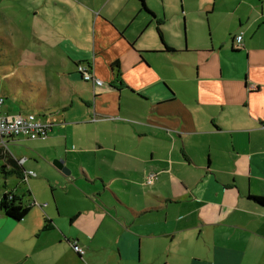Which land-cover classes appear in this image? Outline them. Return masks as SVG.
<instances>
[{
  "label": "crops",
  "instance_id": "0c3cea01",
  "mask_svg": "<svg viewBox=\"0 0 264 264\" xmlns=\"http://www.w3.org/2000/svg\"><path fill=\"white\" fill-rule=\"evenodd\" d=\"M24 3L40 48L24 67L45 78H26L28 100L52 124L33 151L46 166L11 154L18 176L1 159L6 177L54 189H37L40 202L0 194L29 207L21 220L0 210V245L25 247L0 264H264V206L249 197L264 196V0ZM56 218L88 236H61Z\"/></svg>",
  "mask_w": 264,
  "mask_h": 264
},
{
  "label": "rangeland",
  "instance_id": "374dc122",
  "mask_svg": "<svg viewBox=\"0 0 264 264\" xmlns=\"http://www.w3.org/2000/svg\"><path fill=\"white\" fill-rule=\"evenodd\" d=\"M24 2H26L28 10H30L31 7H29V2H31V0H0V97H3L5 100L2 111L4 113L18 114L35 113L41 116V111L36 109L33 106V102L28 100L29 94L32 93V90L26 83V78L34 82H43V80L45 81V78L40 76V74H42V69L40 67H35L33 69H31V67H24V65H26L25 60L26 56H28V51L35 53L33 52L34 49L39 47L36 46L38 45L36 42L38 38L33 35L32 31H30L31 21L28 20L29 17L25 15L23 10L25 7L22 6L25 4ZM21 6L23 8H21ZM39 49L40 48L37 50ZM36 54L47 59L46 53L37 52ZM29 58H31V54ZM50 88H54V86L52 84L45 85V89L49 90ZM6 108L11 110H6ZM44 139L45 138H38L31 140L19 138L17 142L9 144L8 151L18 159L21 157L27 158L25 164L26 168H34L35 172L38 174L39 171L37 169L43 168V166L46 165L44 162H41V160H43L42 157L44 156L39 153L35 154L33 151H35V148H40L43 145V142L45 141ZM52 160L54 163L55 160L59 159L53 158ZM3 163L4 160L0 159V167ZM46 172L47 171H45V173ZM41 184H45V186L42 187ZM53 185L54 182L52 185H47V182L44 183L39 181L37 184L33 183V185L30 184L28 186L23 184L19 180V177L15 175L6 177L5 174L0 171V194L5 190L11 189L14 192L16 191L17 193H20L23 197H26L28 196V190H31L33 195L36 193L37 197H39L38 199H40L37 201L40 202L42 199L41 195L38 194L37 189L38 191L40 189V192L43 193V198L46 196L52 198L54 189ZM60 187L63 188L62 185ZM36 210L31 212V214L27 217V220L25 221L26 223L23 225L24 227L28 226L29 228H32V226L35 225V222L38 221V214ZM57 217L59 216L57 215ZM56 219L62 229V231H60L61 236H63V233L67 237L71 236L75 239L81 237L85 238L88 236L86 228L83 224H71L70 219L67 220V218ZM42 236H50V238L52 236L55 239L58 237L57 234L55 235L53 232H44ZM45 237H42V239ZM27 240L33 241L31 237L27 238ZM23 245L26 244L24 243ZM81 247H83L85 252L88 251L84 248V246ZM23 248L25 247L20 245L17 246L16 243L13 247L8 246V244H2L0 245V258L2 260V258L9 257L11 255H22ZM106 253L107 250L104 248L98 254ZM157 264H163V262L159 261Z\"/></svg>",
  "mask_w": 264,
  "mask_h": 264
},
{
  "label": "built area",
  "instance_id": "2783aa9c",
  "mask_svg": "<svg viewBox=\"0 0 264 264\" xmlns=\"http://www.w3.org/2000/svg\"><path fill=\"white\" fill-rule=\"evenodd\" d=\"M242 34L236 38L239 44L242 40ZM78 72L86 81H91L95 86H101L104 81L98 78L92 68L87 64H78ZM4 98L0 97V146H8V140L15 137H24L29 139L46 138L49 134L50 125L38 119L34 113L8 115L2 112ZM97 119L94 117V120ZM22 162V161H21ZM35 175L33 171L26 173ZM154 175L149 176L148 182H152ZM75 251L84 254V250L77 242L72 244Z\"/></svg>",
  "mask_w": 264,
  "mask_h": 264
},
{
  "label": "trees",
  "instance_id": "16d2710c",
  "mask_svg": "<svg viewBox=\"0 0 264 264\" xmlns=\"http://www.w3.org/2000/svg\"><path fill=\"white\" fill-rule=\"evenodd\" d=\"M45 123H47V122H45ZM48 124L50 126L52 125L50 123H48ZM50 129H51V127H50ZM1 158L6 159L7 163H9L10 165H13L14 166V169H12L13 171L12 172L10 171L11 174L14 173V174L20 176V170L19 169L22 167V164H23L24 161L23 162H20V160L19 161L18 160H15L13 158V156L10 154V152L8 151L7 146H0V159ZM1 170L3 171L4 174L7 173V172H5V170H6V164H4L2 166ZM26 173H27V171L25 170L24 171V174L22 176V179H23L24 182H28V179L31 176H33V175L26 176ZM6 175H8V174H6ZM249 197L251 199H253L255 202H257L258 204L264 206V196H260V195H250ZM0 210H3L5 212V214L7 216H9L10 218H12V219L21 220L28 213L29 207L23 206V204L21 203V198L18 197V196H16L13 193V191H11V192H6V193L0 195Z\"/></svg>",
  "mask_w": 264,
  "mask_h": 264
},
{
  "label": "water",
  "instance_id": "95a60500",
  "mask_svg": "<svg viewBox=\"0 0 264 264\" xmlns=\"http://www.w3.org/2000/svg\"><path fill=\"white\" fill-rule=\"evenodd\" d=\"M54 164H56V166H58L59 168H61L64 172H66L67 174L69 173V170H67V168H65L62 164V162L60 160H55Z\"/></svg>",
  "mask_w": 264,
  "mask_h": 264
}]
</instances>
